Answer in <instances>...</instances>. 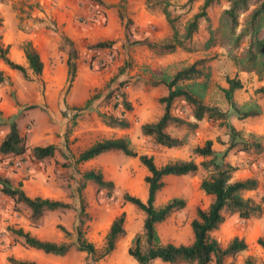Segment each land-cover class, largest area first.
<instances>
[{
	"label": "rangeland",
	"instance_id": "obj_1",
	"mask_svg": "<svg viewBox=\"0 0 264 264\" xmlns=\"http://www.w3.org/2000/svg\"><path fill=\"white\" fill-rule=\"evenodd\" d=\"M69 1L71 0H63L62 6L68 7ZM102 1L106 4V8L90 7L88 3L83 2L82 13L75 15L70 26L75 31L83 30L87 34L85 39L78 38L73 43L82 63L78 70L88 82V96L98 94V97L89 107L78 113L75 125L68 136L67 145L64 144L63 139L68 123L67 118L61 116V111L64 110L69 115L74 112L69 109L72 105L68 103L69 96L68 92L64 93V87L56 90L64 74L62 68L66 55V50L60 46V40L55 42V46L52 41H38V50L44 62L43 69L41 74L31 81H25L18 72L9 70L0 60V139L8 130V118L16 115L17 128L27 146L23 155L0 157V174L8 177L14 185L20 183L21 188L30 197L57 199L72 206L65 211L45 212L41 223L33 227L28 224L26 211L22 205L14 203L12 199L0 193V245H4L3 250L11 249L12 245L16 244L12 243L9 227H20L25 230L27 225L50 241L65 240L57 230L56 224L59 223L67 230H72L75 225L74 209L78 207L75 187L79 173L93 169L99 170L104 179L113 182V190L107 194L104 189L97 191L92 182L85 183L83 196L89 216L85 221V237L100 249L108 225L121 211L125 214L124 234L117 240L110 254L97 262L93 263L87 259L83 252L70 250L64 256L51 258L48 264H136L126 253V248L130 245L132 237L141 232L143 216L135 206L122 203L121 195L127 192L141 199L145 198L144 167L135 157L125 156L118 151L101 153L77 165H71V158L95 140L119 136L127 137L131 148L137 154L151 155L157 166L174 160L192 159L198 162L201 158L191 155V149L195 145L202 144L205 139L212 141L214 150L221 151L229 139V134L219 121L201 119L196 122V127L192 131L169 125L166 132L184 140L182 146L174 148L156 145L150 138L142 136L139 131L140 124L155 120L162 109L157 98L163 90L149 84L152 80L151 76L173 74L194 61H200L197 65L200 73L192 82L197 84L196 90L201 93L205 103L226 109L219 88L225 85V76L237 73L242 87L236 92L235 101L240 106L254 103L260 109L258 115L246 119H237L228 109L227 121L240 132L243 139L254 137L262 144L263 149L260 153H255L235 147L227 153L226 159L234 167L233 180L245 178L257 180V188L244 192L243 196L257 202L262 197L263 212L258 218L248 219L240 218L236 213L226 215L222 225L212 231L211 235L221 246H224L234 235L242 239L245 236L248 238L249 226L255 222L262 228L258 237L264 236V93L256 91L259 87H264V72L258 76L254 72L240 71L232 60L230 54L239 56L246 46L247 42L244 38L234 51H229L227 46H220L217 36L214 46H205L211 38L208 26L215 29L221 25V12L227 7V2L216 0L211 3L206 9L209 21L206 22L201 18L197 31L190 39H182V46H177L169 52H158L133 45L130 41L140 38L145 33H151L152 37L148 35L146 37L159 43L170 40L169 25L161 13L164 3L170 15L176 16L175 25L181 36L184 25L194 13L199 11L202 0L191 3L187 0ZM56 3L57 0H0V42L3 46H8L9 59L14 62L21 59L23 62L20 43L27 40L24 38L30 33L35 35L43 31L51 36L60 35L62 26L57 24L50 10V6L56 7ZM254 6V2H248L247 10L239 14V25L235 32L242 26L243 19ZM61 7L58 9L60 10ZM109 7L111 11L107 17L105 9ZM141 9L142 15L138 13ZM133 15L139 17L145 25L135 23ZM65 20L68 21V18L66 17ZM124 24L127 25L126 30L123 29ZM139 28L144 29L141 31ZM259 38L264 39V23L260 28ZM100 40H114L113 52L107 53L104 49L94 53L93 50L86 48L87 44ZM119 81L126 82L124 90L132 106L131 111L124 112L130 124L126 130L103 125L97 115L98 112H109L103 105L105 84L110 83V86L114 87ZM83 96L84 94L80 99ZM80 102L77 106L83 105ZM171 109L172 114L188 119V107L180 100H175ZM112 113L117 115L119 110H114ZM50 143L56 146L53 156L40 161L30 158L29 150L32 146ZM204 175L205 172L199 168L193 175L163 177V185L155 195L154 204L161 205L169 198L181 197L185 205L172 212L163 222L155 225L162 242L186 244L192 240L189 221L194 216V210L196 207L204 208L210 201V197L204 195L198 187L199 180ZM255 236L247 240V248L244 251L237 253L233 258H224V262L233 261L236 264H243L245 257L250 256L253 262L264 263V252L256 244ZM246 254L250 255L246 256ZM153 264L166 263L154 261Z\"/></svg>",
	"mask_w": 264,
	"mask_h": 264
},
{
	"label": "trees",
	"instance_id": "obj_2",
	"mask_svg": "<svg viewBox=\"0 0 264 264\" xmlns=\"http://www.w3.org/2000/svg\"><path fill=\"white\" fill-rule=\"evenodd\" d=\"M195 0H187L191 3ZM216 0H202L198 12L191 16L186 22L181 36L175 25L176 16H171L165 3L161 7V13L165 17L170 30V40L167 42H156L147 37H141L130 41L133 45L145 47L148 50L158 52H169L177 46H182V39H190L197 31L198 22L202 18L209 21L206 9ZM227 7L221 12V25L212 29L208 26L211 33L210 40L205 46L216 44L215 36L219 39L220 46H227L229 51H234L241 39H246V46L239 56L231 53L232 60L240 71L254 72L260 76L264 72V39L259 38V32L264 23V0H225ZM254 2L252 8L239 25L238 16L248 8V2ZM86 2L91 7L106 8L102 0H80ZM165 2V0H163ZM127 25L124 24L126 30ZM60 46L66 50V72L64 81V93L68 92L71 82L75 76L78 50L73 41L60 32ZM114 40H100L87 44L88 50L94 53L106 49L107 53L113 52ZM8 46L0 42V60L10 69L18 72L25 81H31L38 77L42 72V61L35 47L29 40L22 42L21 51L23 53L25 65L14 62L7 56ZM200 61H194L189 66L183 67L173 74L152 75L149 84L160 87L163 92L158 96L157 102L162 106L160 115L153 121L140 124L139 131L142 136L148 137L156 145L164 148H174L183 145L184 140L171 136L166 132L169 125L183 127L192 131L196 127V122L201 119L219 121L225 126L229 139L221 151H216L212 147V141L205 139L202 144L195 145L191 149V155L201 158L198 162L192 159L174 160L155 165L151 155L137 154L130 146L127 137H108L95 140L88 146L72 156L71 165L93 159L104 152L118 151L125 156L135 157L139 164L144 167L146 174L143 177L146 193L145 198L124 192L121 195V202L135 206L142 213L141 232L136 233L126 248V253L135 261L136 264H153L160 261L166 264H236L233 261L224 262L226 257H234L237 253L247 248L245 241L237 236L231 237L228 242L221 246L220 243L211 235L223 222L226 215L236 213L243 219L258 218L263 212L260 197L255 202L250 197H244L243 193L257 188L255 178L232 179L234 167L227 161V153L237 148L246 152L253 151L260 153L263 149L262 144L256 138L243 139L240 132L236 130L228 121V109L237 119L252 118L260 113L257 104L251 103L238 105L235 101V94L242 87V82L237 73L232 76H225V85L219 88L221 97L227 108L222 109L217 105L207 104L202 100L201 93L196 90L197 84L194 81L200 70L197 65ZM126 82L119 81L114 87L110 83L105 84V94L103 95V105L109 112H98L100 122L109 127L120 130L129 127V121L124 116V112L131 111L132 106L124 90ZM201 87V86H200ZM203 88V87H202ZM259 93H264V87H259ZM98 97V94L89 96L82 106H71L69 109L74 114H66L61 111V116L67 118V127L64 131L63 142L67 145V139L78 113L89 107L91 102ZM175 100H180L183 105L188 107V119L172 114V105ZM119 110L117 115L112 111ZM16 115L9 117L8 130L0 139V157H14L23 155L27 149L24 138L20 135L16 125ZM1 118V112H0ZM67 150V148L65 147ZM56 146L52 143L46 145H35L29 150L32 160L40 161L54 155ZM205 172L199 180L198 187L204 195L210 197L209 203L204 207H196L194 216L189 221L192 240L189 243L175 244L172 242H162L156 232L155 225L163 222L170 214L184 207L185 201L181 197H172L161 205H155V195L163 185V177L169 175H193L198 169ZM87 181L96 186V190L104 189L107 194L113 190V182L103 178L99 170H85L79 173V180L75 187V194L78 200V207L75 208V225L72 230H67L64 226L57 223L56 228L65 239L63 241L42 240L29 231L22 228L9 227L12 243H19L24 247L39 250L45 254L54 256H64L70 250L85 253L87 259L93 263L101 260L114 249L117 240L124 234V217L121 211L114 216L108 225L104 235V241L100 249H97L92 242L85 237V221L89 219L86 211V202L83 196V189ZM0 193L13 200L16 204H21L26 211V220L30 226L36 227L41 223L43 214L51 211H65L71 209L69 203L57 199L41 196H28L21 188L20 183L12 184L10 179L0 174ZM256 244L264 251V236L256 238ZM9 264H36L34 261L20 260L9 255L6 257ZM243 264H256L249 257H245Z\"/></svg>",
	"mask_w": 264,
	"mask_h": 264
},
{
	"label": "crops",
	"instance_id": "obj_3",
	"mask_svg": "<svg viewBox=\"0 0 264 264\" xmlns=\"http://www.w3.org/2000/svg\"><path fill=\"white\" fill-rule=\"evenodd\" d=\"M61 3H63V0H57L56 7L50 6L51 13H52L53 16H55L54 18H55L57 24L59 26L60 25L62 26L61 32L64 35H66L68 38H70L72 41H74V40H76L78 38L80 40L81 39H85L87 34L83 30H79L78 31L76 29V31H75V30H73V28H70V26L72 25V22L74 20L75 15L82 13V11H83L82 7L84 8V6L82 4L83 2H80V0H71V1L68 2L69 3L68 7L62 6L63 4H61ZM59 7H61L60 10L58 9ZM109 11H111V7L105 9V13H106L107 17H108ZM138 13H140L142 15L143 14L142 9L139 10ZM66 17L68 18V21L65 20ZM133 18H135L134 19L135 23H138L139 25H145L143 22L140 21V18L137 17L136 15H133ZM139 29L141 30V29H144V28H139ZM42 32L43 31H39L35 35H34V33H30V35L26 36L24 39L29 40L31 42V44L35 47V49H37V52H38L39 57H40V59L42 61V64H43L44 63L43 62V58L40 55L39 50H38V41L39 40L47 41V42L52 41V44L55 46V42L57 40H59V36H51V34L49 35V34H45L44 32L43 33ZM147 35L149 37H152L151 33H145L141 37H146ZM27 40H25V41H27ZM21 44H22V42L20 43V45ZM22 57H23V53H22ZM65 60H66V55L64 56V61H63L64 67L62 68V69H64V74H63L62 80L61 81L59 80V84L56 86V90L57 89L60 90V89H62L64 87L65 72H66ZM17 63L25 65L24 57H23V62L20 59ZM81 64H82L81 60H80V58H78L77 59V66H76L75 76H74V78H73V80L71 82V85H70L69 89H68V96H69L68 103H69V105H72V106H77L78 103L81 100H82V102H80V103L83 104L85 102V100L90 96V95L88 96V91H87V87H88L87 79L83 78L82 77L83 74L78 70V68L81 66ZM8 69L12 70L10 68H8ZM42 69H43V67H42ZM55 75L56 74L54 72V77H55ZM77 93L79 95H77ZM82 94H84V96L81 97V99H80V96ZM77 100H79V102H77ZM124 130H126V129H124ZM127 136L130 138V134H128ZM255 202H257V201H255ZM25 226L27 227V229H25V231H29L32 235H34L35 237H37L39 239L48 240L45 237H41L39 235L38 231L31 230L30 226H27V225H25ZM261 229L262 228L259 227L258 223H255V222L252 223L251 226H249V229H248V234H249L248 238L244 234L245 238L243 240L245 241V243H247V240L248 239L250 240L253 235H256L255 237L257 238L258 237V233L261 232ZM3 248H4V245L3 246L0 245V264H9L7 262V260H6V257L9 256V255L13 256L16 259H20V260L34 261L36 264H48V261L51 260V258L58 257V256H54V255H51V254H45V253H43V252H41L39 250H35L33 248L24 247L21 244H19L18 242L16 244L12 245L11 249L8 248L6 250L7 252L4 251ZM248 255H250V254H246V256H248ZM248 257L251 259L250 256H248ZM262 264H264V263H262Z\"/></svg>",
	"mask_w": 264,
	"mask_h": 264
}]
</instances>
